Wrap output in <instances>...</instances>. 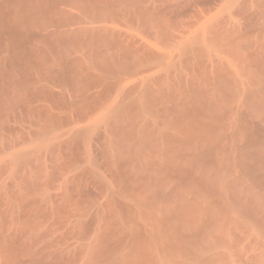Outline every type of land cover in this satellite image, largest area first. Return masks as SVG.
I'll use <instances>...</instances> for the list:
<instances>
[{"label": "bare ground", "instance_id": "1", "mask_svg": "<svg viewBox=\"0 0 264 264\" xmlns=\"http://www.w3.org/2000/svg\"><path fill=\"white\" fill-rule=\"evenodd\" d=\"M0 264H264V0H0Z\"/></svg>", "mask_w": 264, "mask_h": 264}]
</instances>
